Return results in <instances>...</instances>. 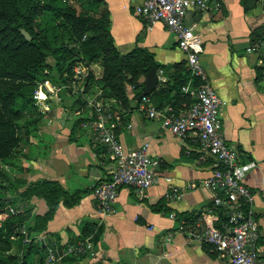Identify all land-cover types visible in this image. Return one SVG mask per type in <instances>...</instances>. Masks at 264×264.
I'll return each instance as SVG.
<instances>
[{"label": "crops", "instance_id": "0c3cea01", "mask_svg": "<svg viewBox=\"0 0 264 264\" xmlns=\"http://www.w3.org/2000/svg\"><path fill=\"white\" fill-rule=\"evenodd\" d=\"M141 2L100 0L94 13L106 15L119 53L137 47L158 64L156 85L146 96L148 104L156 109L180 107L185 103L178 91V82L187 78L185 55L163 24L144 28L134 12ZM184 22L201 39L200 61L221 101L224 140L247 165L243 182L254 193L252 207L261 233L258 249L264 257V0H218L217 8L187 10ZM86 68L92 80L100 77L99 61ZM144 74L137 77V87L125 85L123 106L102 95L95 83L80 82L83 92L75 103L72 90L48 92L47 107L32 127L27 126L7 165L13 186L8 193L11 205L23 225H31L35 215L47 211L46 201L39 195L19 193L36 180L56 184L58 202L43 231L26 234L28 239L42 237L60 246L84 238L93 241V255L71 256L64 264H227L225 255L186 234L219 220L209 192L198 184L217 166L216 160L199 148L193 135L179 139L160 127L159 117L146 115L141 100L135 98L143 88ZM91 100L108 107L125 150L147 142L148 155L156 162L157 180L144 190V196L138 197L130 186H120L109 214L96 208L92 194L96 184L109 178L113 162L105 147L92 138ZM165 176L181 188L179 199L165 197Z\"/></svg>", "mask_w": 264, "mask_h": 264}, {"label": "built area", "instance_id": "2783aa9c", "mask_svg": "<svg viewBox=\"0 0 264 264\" xmlns=\"http://www.w3.org/2000/svg\"><path fill=\"white\" fill-rule=\"evenodd\" d=\"M218 0H142L134 6L135 14L143 21L144 28L149 30L155 23L163 24L175 35L177 47L184 53L188 80L180 86V91L187 94L191 101L175 109L167 106L156 109L148 104V98H140L143 109L149 118L159 117L160 127L183 139L187 134L194 137V142L217 163L207 176L198 184L210 194L213 206L218 209L219 220L214 225L202 226L197 231L187 232V236L198 243H206L215 252L227 257V264H264V257L258 249L260 229L253 210L254 193L248 188L243 178L247 165L242 163L238 151L224 140L219 120L221 101L214 89L207 82L200 61L202 43L192 27L185 24L187 10L205 11L217 8ZM88 75L86 66L77 62L72 67L70 87L75 89ZM32 92V98L39 105V111L45 110L48 92L59 88L42 82ZM93 111L90 123L93 140L104 146L113 162L109 178L96 184L92 194L96 208L102 214L112 211L117 189L130 186L138 197L144 196V190L156 182L154 174L155 160L148 155V143L125 150L114 129L113 117L108 107L99 100L89 102ZM167 183L165 197L177 200L181 197V188ZM9 212H13L11 207ZM172 217V214L169 215ZM23 241H28L26 232ZM168 239V236L166 237ZM44 244L43 264H55L68 256L93 255V245L89 238L76 240L62 246L53 242Z\"/></svg>", "mask_w": 264, "mask_h": 264}, {"label": "trees", "instance_id": "16d2710c", "mask_svg": "<svg viewBox=\"0 0 264 264\" xmlns=\"http://www.w3.org/2000/svg\"><path fill=\"white\" fill-rule=\"evenodd\" d=\"M75 1L84 2V7L77 13ZM99 4L100 0H43L39 7L35 5L30 9L28 0H0V163L13 156L21 140L17 131L20 126L14 118L23 109L36 110L31 95L38 83L46 81L55 87L65 86L66 93H70L73 65L81 62L88 66L99 61L102 68L100 77L94 81L89 74L81 82L85 86L95 83L102 90V95L123 106L127 100L125 85L137 87L139 74L146 73L152 66L158 68L156 62H151V54L144 49L135 47L127 53L116 50L109 35L106 15L94 13ZM39 11L51 12L57 19L49 38L41 35L34 24ZM59 27L62 28L61 36L56 35ZM20 29L28 33V40L20 34ZM57 51L59 54L55 56ZM188 78L187 72V78L178 82L184 104H188L191 98L180 91V86ZM81 92L83 89L79 90L78 84L76 96L72 99L74 103L79 101ZM36 114L39 116L38 111ZM12 189L11 182L7 184L0 179V264H27L30 254L34 256L30 263L43 264L44 244L33 238L23 241L21 229L26 233L43 231L58 202L59 189L53 181L36 180L19 193L25 197L39 195L47 205V211L41 216L35 215L31 225L26 226L20 213L8 212L12 201L7 195ZM17 208H20L19 204ZM91 243L93 245V241ZM11 244L16 247V254L4 255L3 251L8 250ZM69 257L55 264H64Z\"/></svg>", "mask_w": 264, "mask_h": 264}, {"label": "rangeland", "instance_id": "374dc122", "mask_svg": "<svg viewBox=\"0 0 264 264\" xmlns=\"http://www.w3.org/2000/svg\"><path fill=\"white\" fill-rule=\"evenodd\" d=\"M43 0H28V5H29V8H33V6H40L42 4ZM74 4V8H75V12L77 13L78 11L81 10L82 7H84V2L83 1H75L73 2ZM93 10H91V13H92ZM40 13H38V15L36 16L35 18V26L38 30V32L41 34V35H44L46 37H51L52 35V27H53V24L56 23L57 19L55 17L52 16L51 12H44V11H39ZM90 13V11H89ZM90 13V14H91ZM93 14V13H92ZM56 35L57 36H61L62 35V28L59 27L56 29ZM59 54V52H55V56H57ZM81 63V62H80ZM82 64V63H81ZM84 65V64H82ZM85 66V65H84ZM47 70V68L44 70V72ZM46 82V81H44ZM47 84L49 85L50 83L47 82ZM51 85V84H50ZM37 88L39 87L40 89L43 90V85H42V82L38 83ZM59 90H61V92L65 93L67 91L66 87L65 86H60L58 87ZM71 88V87H70ZM77 87L75 89L71 90L76 91ZM58 90V91H59ZM51 92H54V89L52 88L51 89ZM60 92V91H59ZM31 98H32V95H31ZM33 100V103L34 105L36 106V110H29V109H23L22 111H20V115H18L17 118H14L15 119V123L20 126L17 131L20 133V138L22 140L23 138V135L26 131V128L27 126H30L32 127L34 124H35V119H37L38 121V118H37V114H36V111H38L39 109V105L35 102V100L32 98ZM40 113V111H38ZM20 140V142H21ZM19 142V143H20ZM16 150V148L14 149ZM13 156L11 158H9L5 163H0V179L1 180H5V182L8 184L9 182H11V176H10V168L7 166L8 163L7 162H11ZM9 193V192H8ZM8 197V195H7ZM10 199V198H9ZM10 207L13 209V212H10V213H15V208L14 206L10 205ZM9 212V211H8ZM35 240V239H34ZM37 240V239H36ZM48 242H51V241H48ZM54 243V242H53ZM16 247L11 244L10 245V248L6 251H3V254L4 255H12V254H16ZM85 256H91L89 254H86ZM34 259V256L32 254L28 255L27 256V261L28 263L27 264H33V263H30L31 260Z\"/></svg>", "mask_w": 264, "mask_h": 264}, {"label": "water", "instance_id": "95a60500", "mask_svg": "<svg viewBox=\"0 0 264 264\" xmlns=\"http://www.w3.org/2000/svg\"><path fill=\"white\" fill-rule=\"evenodd\" d=\"M20 34L24 37L25 40L29 39V35L25 30L20 29ZM142 82H143V88L138 93V95L135 97L136 100L140 99L142 96L149 94L152 91V89L155 87L156 82H157V74H156L155 66L150 67L146 71V73L143 76Z\"/></svg>", "mask_w": 264, "mask_h": 264}]
</instances>
